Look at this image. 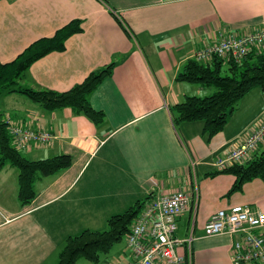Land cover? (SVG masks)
Instances as JSON below:
<instances>
[{
    "label": "crops",
    "instance_id": "crops-1",
    "mask_svg": "<svg viewBox=\"0 0 264 264\" xmlns=\"http://www.w3.org/2000/svg\"><path fill=\"white\" fill-rule=\"evenodd\" d=\"M77 19L83 31L68 39L65 51L34 62L20 85L66 92L116 63L90 97L106 121L96 125L71 108L46 111L17 94L0 98L13 112L4 120L54 136L21 151L26 158H73L69 169L37 179V196L25 207L18 200V170L0 168V264H57L68 237L104 231L112 216L138 201L176 191L192 195L195 186L198 205L192 202L178 217L175 236L184 239L194 227L192 264H233L245 233L207 237L205 225L236 204L264 212V181L227 196L235 177L210 174L221 171L216 163L264 118V90L248 93L212 137L204 135L202 122L175 123L171 108L215 92L177 77L194 53L222 36L264 29V0H0V61H14ZM263 151L264 143L246 162ZM255 233L264 238V228ZM179 251L187 255L186 248ZM123 257L135 264L132 253Z\"/></svg>",
    "mask_w": 264,
    "mask_h": 264
},
{
    "label": "trees",
    "instance_id": "trees-1",
    "mask_svg": "<svg viewBox=\"0 0 264 264\" xmlns=\"http://www.w3.org/2000/svg\"><path fill=\"white\" fill-rule=\"evenodd\" d=\"M81 20H73L56 31L31 44L14 61H0V98L5 95H22L46 111L65 108L90 119L96 125L106 121L102 111L93 108L90 97L94 91L113 75L116 63L91 73L82 83L66 92L34 90L20 85V80L31 65L53 52H63L69 38L83 31ZM228 65L226 74L224 67ZM177 81L214 88L212 95L188 96L171 108L175 123L202 122L203 133L212 137L224 130L239 102L253 89L264 90V49H253L240 62H227L213 58L207 62L189 60ZM73 164L70 155H58L48 159L30 160L14 147L7 122L0 113V168L11 165L18 170V200L22 207L37 196L35 183L39 177L55 176ZM229 174L235 182L227 196L243 191L244 186L256 179L264 181V151L242 164H235L210 176ZM150 197L138 201L124 213L112 216L104 231L86 230L66 239L57 264H77L84 258L98 264L102 255L109 254L115 245L127 237L142 213Z\"/></svg>",
    "mask_w": 264,
    "mask_h": 264
},
{
    "label": "built area",
    "instance_id": "built-area-1",
    "mask_svg": "<svg viewBox=\"0 0 264 264\" xmlns=\"http://www.w3.org/2000/svg\"><path fill=\"white\" fill-rule=\"evenodd\" d=\"M259 47H264V29L240 37L222 36L214 45L194 53L192 58L199 62H207L215 57L227 62H240L247 56L250 48ZM5 121L14 147L20 151H24L31 144L44 145L54 139L53 134L49 132L37 131L23 124L13 123L10 117ZM263 143L264 118L216 165L222 171L235 164L245 163L250 158V154ZM192 202L196 208L199 202L197 186L192 195L186 191H176L158 195L148 201L127 236V247L135 257V264H192L194 227H191L190 234L184 239L175 236L177 219L189 209ZM194 212L196 214V211ZM262 228H264V212L236 204L214 213L204 229L207 237L245 233L243 242H237L235 245L233 264L252 262L264 264V238L255 233V230ZM185 248L187 255L179 251Z\"/></svg>",
    "mask_w": 264,
    "mask_h": 264
},
{
    "label": "rangeland",
    "instance_id": "rangeland-1",
    "mask_svg": "<svg viewBox=\"0 0 264 264\" xmlns=\"http://www.w3.org/2000/svg\"><path fill=\"white\" fill-rule=\"evenodd\" d=\"M227 70H228V65L224 67L223 74H226ZM18 96L22 98V100H25L26 102L30 101L28 98L22 95H18ZM10 111H11L10 109H7V105L2 103V101H0V113L2 114V117L5 118V115L7 116V113H13ZM13 117H14V120L17 119L16 116H13ZM125 254L127 257L131 254L130 250L127 247V237H125L121 243L115 245V247L111 250L109 254L102 255L101 261L98 264H126L125 257H123L125 256ZM120 255L122 256L119 257ZM111 257H115V260H112ZM77 263L78 264H93V263L88 262L84 258L79 259Z\"/></svg>",
    "mask_w": 264,
    "mask_h": 264
}]
</instances>
